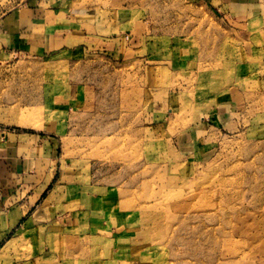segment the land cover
Here are the masks:
<instances>
[{
	"label": "rangeland",
	"instance_id": "374dc122",
	"mask_svg": "<svg viewBox=\"0 0 264 264\" xmlns=\"http://www.w3.org/2000/svg\"><path fill=\"white\" fill-rule=\"evenodd\" d=\"M20 1L0 0V14ZM111 5L170 43L127 64L22 57L15 71L26 126L61 119L55 95L74 86L69 126L54 148L69 174H58L37 204L71 205L81 219L93 194L104 207L88 220L113 222L98 232L39 227L45 264H264V62L247 50L264 45V15L238 25L198 0ZM77 84L88 87L85 100ZM43 87L52 96L36 106L30 95ZM155 102L166 106L154 116ZM201 113L207 119L197 122ZM14 232L0 227V240Z\"/></svg>",
	"mask_w": 264,
	"mask_h": 264
},
{
	"label": "crops",
	"instance_id": "0c3cea01",
	"mask_svg": "<svg viewBox=\"0 0 264 264\" xmlns=\"http://www.w3.org/2000/svg\"><path fill=\"white\" fill-rule=\"evenodd\" d=\"M100 1L23 0L0 14V227L8 232L16 230L9 239L0 240V264H45L49 242L38 236L39 227H50L55 234L58 228L85 227L98 232L104 230L99 227L113 226L111 218L104 223L88 220L104 207L93 194L86 196L81 205V219L68 213L71 205L52 208L50 204H37L39 195L58 174H69L68 166L56 157L54 148L69 126L65 102L69 104L75 97L74 86L63 85L55 95L62 100L63 117L51 118L39 126L21 124V108L15 101L19 96L16 97L14 86L22 57L38 63L53 60L70 64L76 59V64L85 62L87 68L88 61L96 57L109 65L143 61L162 44L170 43L166 34L154 30L146 20L132 21L129 12L112 6L114 0H102L106 5ZM198 1L216 8L223 18L238 25L264 15V0ZM260 29L259 33H263L264 27ZM247 50L255 61L264 62V45L259 41L251 43ZM84 74L88 76L86 71ZM75 86L80 91L77 99L85 100L88 87ZM30 96H35L34 104L38 106L47 105L45 100L52 94L43 87ZM165 106L155 102L154 116ZM199 118L197 122L207 119L203 113ZM23 191H27L25 199ZM64 211L67 212L63 214ZM24 242L31 244L26 256L17 245Z\"/></svg>",
	"mask_w": 264,
	"mask_h": 264
}]
</instances>
